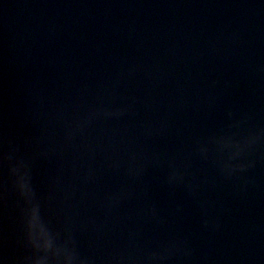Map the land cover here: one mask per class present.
<instances>
[{"label": "water", "instance_id": "obj_1", "mask_svg": "<svg viewBox=\"0 0 264 264\" xmlns=\"http://www.w3.org/2000/svg\"><path fill=\"white\" fill-rule=\"evenodd\" d=\"M0 264H264V0H0Z\"/></svg>", "mask_w": 264, "mask_h": 264}]
</instances>
